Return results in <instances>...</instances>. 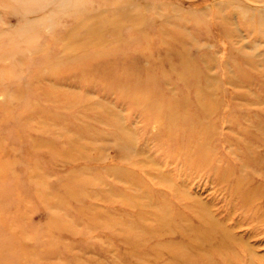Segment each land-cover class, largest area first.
Here are the masks:
<instances>
[{
  "label": "rangeland",
  "instance_id": "374dc122",
  "mask_svg": "<svg viewBox=\"0 0 264 264\" xmlns=\"http://www.w3.org/2000/svg\"><path fill=\"white\" fill-rule=\"evenodd\" d=\"M263 80L264 0H0V264H172L206 217L232 242L178 255L264 264L221 179L264 160Z\"/></svg>",
  "mask_w": 264,
  "mask_h": 264
},
{
  "label": "bare ground",
  "instance_id": "6f19581e",
  "mask_svg": "<svg viewBox=\"0 0 264 264\" xmlns=\"http://www.w3.org/2000/svg\"><path fill=\"white\" fill-rule=\"evenodd\" d=\"M234 9V8H233ZM243 12V11H242ZM246 12V11H245ZM243 15V14H242ZM249 18V17H248ZM251 19V17H250ZM253 19V18H252ZM195 68V67H194ZM199 72V71H198ZM182 78V77H181ZM264 81V80H263ZM176 99V98H175ZM183 99V98H182ZM210 99V98H209ZM219 99H221L219 97ZM213 100V99H212ZM164 102V101H163ZM207 102V101H206ZM193 102H191L192 104ZM203 105V104H202ZM196 106V105H195ZM197 107V106H196ZM237 107V106H236ZM241 107V106H240ZM196 109V108H195ZM206 109V107H205ZM190 110V109H189ZM216 110V109H215ZM214 110V111H215ZM161 111V110H160ZM164 111V110H163ZM208 112L210 111V114L213 112H211V110H207ZM171 112V111H170ZM201 112V111H200ZM217 112V111H216ZM163 113V112H161ZM172 113V112H171ZM203 113V111H202ZM169 114V113H168ZM175 114V113H174ZM173 114V115H174ZM204 114V113H203ZM180 115V114H179ZM214 115V114H213ZM171 116V115H170ZM169 116V117H170ZM175 116V115H174ZM178 116V115H177ZM164 117V115H163ZM162 117V118H163ZM168 117V118H169ZM179 117V116H178ZM177 117V118H178ZM173 118V116L171 117V119ZM175 118V117H174ZM174 118H173V122H176L174 121ZM180 118V117H179ZM169 119V120H171ZM168 120V119H166ZM183 120H185V122H188V119L187 117H183ZM180 122V120H178ZM169 122V121H168ZM201 122V121H200ZM204 122V121H203ZM213 123V122H211ZM172 124V122H171ZM176 125V123H174ZM174 124L172 125L173 128H174ZM211 125V124H210ZM178 126V125H177ZM176 126V127H177ZM261 128V127H260ZM166 130L168 128H165ZM182 129V128H181ZM174 131V130H173ZM208 131V130H207ZM259 131V129H258ZM261 131V130H260ZM172 132V130H171ZM177 133V132H176ZM262 134V132H261ZM188 136L189 135H180L179 137L176 135V140L177 142L179 143V140L178 138L182 139V143L183 142H186L188 140ZM257 137V136H256ZM209 138H208V133L207 135H199L196 137L195 141H197V143L194 141V138L191 140H188V142L190 143V148H184L187 149V153L193 157V155H196V154H199L198 152H204L206 151V147L207 146V142H208ZM182 145V144H181ZM248 147V146H247ZM183 149V148H182ZM247 151L246 152H243V158H246V159H242L240 158L239 159V165L237 166L234 165L233 163L231 164H228V166L225 168V170H222L221 174V179L223 178L224 181H228V183H231V186H230V189H231V193L232 195H236L235 197H239L240 198V203H239V207L241 208H244V209H248L252 206V203L254 202V200H257L259 197H261L264 192H263V188H261V186H251L250 185V174L249 173H246L245 171L247 169H249V171H256V170H260V172H264V160H261V157L260 156H255L254 152L252 153H249L247 154ZM205 153V152H204ZM207 155H208V152H206ZM238 154V153H237ZM185 155V154H183ZM206 157L207 156H204L201 157L199 156L200 160L199 162L201 164L203 163H207L206 161ZM239 158V157H238ZM237 158V160H238ZM253 162V163H252ZM236 171H239L240 172V178L238 179H235L233 176L235 175V172ZM248 171V172H249ZM262 175H264V173H261ZM235 180H234V179ZM237 197V198H238ZM261 209V213L260 216L264 218V206L263 208H260ZM259 209V210H260ZM156 219L157 221L159 222V225L162 227H160L161 231L160 232H170V228H166L165 227V224L166 226L167 225V222L168 221V216L166 217L165 214H162L160 215V217H158V215H156ZM209 217V216H208ZM206 219V220H205ZM204 220V223L200 222L199 221V229L197 231H195V233L193 234V238H190L192 236H190L188 238V232L187 231H183L181 232V234L184 236V239H185V245L184 243L182 244L183 246H181L179 249L177 250H174V248H171L170 251H167V254H169V258L171 260H173V263L176 262L177 264H195L193 263V261L195 260H189L190 258V255L194 252H198V251H216L220 248H223V247H227L229 246V244L232 242L230 240V238L228 237V235L226 233H223L222 230L221 232H219V230L217 229V227L215 226V222L211 219V218H205ZM172 221V219H171ZM194 223V222H193ZM264 224V223H263ZM178 225V224H177ZM259 225V224H258ZM180 226V225H179ZM188 226V225H187ZM186 226V227H187ZM190 226H188L189 228ZM258 227V226H257ZM260 227V226H259ZM221 228V227H220ZM158 229V228H157ZM179 229V227H178ZM176 229V231L178 230ZM181 229V228H180ZM223 229V228H222ZM156 230V229H155ZM158 231V230H156ZM155 231V232H156ZM192 231V230H191ZM154 232V231H152ZM221 233V234H220ZM171 234V233H169ZM184 242V241H183ZM140 243V242H139ZM185 249H188L190 250L191 254H183V255H178V253L182 252V250H185ZM189 253V252H188ZM209 253V252H208ZM211 253V252H210ZM158 257H160V255H156ZM163 256V255H161ZM192 257V255H191ZM212 257V256H211ZM206 258V257H205ZM221 258V257H220ZM204 259V258H203ZM208 259L210 260V257L208 256ZM201 260V259H200ZM208 260V261H209ZM204 261V260H203ZM121 263V262H120ZM175 263V264H176Z\"/></svg>",
  "mask_w": 264,
  "mask_h": 264
}]
</instances>
